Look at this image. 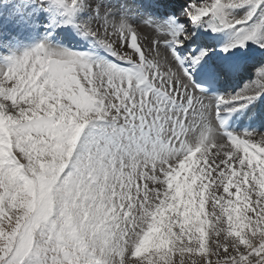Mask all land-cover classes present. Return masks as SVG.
Wrapping results in <instances>:
<instances>
[{"label": "snow or ice", "instance_id": "obj_1", "mask_svg": "<svg viewBox=\"0 0 264 264\" xmlns=\"http://www.w3.org/2000/svg\"><path fill=\"white\" fill-rule=\"evenodd\" d=\"M40 4L99 52L45 37L3 58L0 264H264V239L252 242L264 230V132L226 130L228 117L264 98V60L238 91L209 96L194 73L213 49L190 52L196 33L176 18L135 24L98 0ZM236 9L247 11L237 18ZM81 11L90 15L77 21ZM183 12L193 27L208 17L212 33L235 34L220 48L225 62L208 68V87L245 69L249 41L264 57V0H191ZM193 177L192 194L206 200L204 254L181 215ZM237 188L247 191L246 244L224 212ZM157 228L174 235L168 249L141 251Z\"/></svg>", "mask_w": 264, "mask_h": 264}, {"label": "bare ground", "instance_id": "obj_2", "mask_svg": "<svg viewBox=\"0 0 264 264\" xmlns=\"http://www.w3.org/2000/svg\"><path fill=\"white\" fill-rule=\"evenodd\" d=\"M142 1L143 2L145 1L148 4L149 2L161 3L164 0H142ZM5 5L2 4V1H0V58L6 57L7 53H8V56L15 54L14 51L11 52L8 50V52H6V54L3 55L2 49L4 48L7 49L8 47L12 50L11 46L19 47L21 44L25 46V48L23 49V51L25 52L26 49L28 50L33 47V40L38 39L40 41H44V39L41 36V33L39 32L41 21L38 15V14H42L43 12H40L38 8H34L32 6L30 8H26L24 6V3L19 4L22 7L19 9H17V7L19 6L17 4L14 5L15 7H11V8H6ZM102 7L105 9H111L112 15L116 16L117 18L121 14L126 12L129 19L135 24H140L144 19L153 20L147 14L140 12V9L138 10L135 5L131 4L129 0H107L103 2ZM135 10H137L139 16H137L138 14L136 15L133 14L134 12L132 13V11H135ZM21 12L23 13L21 14ZM131 13L134 15L133 19L131 18L132 17ZM48 16L49 15H45V18H47ZM64 19L65 17L61 19L62 22L64 21ZM153 22L157 23L158 21L155 20ZM65 26L69 27V25H65ZM207 26H208L207 21H203L201 25L198 26V37L205 36L208 39L212 40V42L214 43V47H213L214 54L210 56L208 63L220 65L225 62L224 58L222 57V54L220 53V48L224 43H227L230 40L234 39L235 34L232 30H224V31L212 33L211 30ZM237 27H241V26H237ZM72 29L75 30L74 28ZM17 35L20 37L19 40L17 39ZM248 43L250 45V49L247 51H249L250 56H251V53H252L251 50L255 45L252 44L251 41H249ZM186 45L188 46L189 43L186 42ZM250 61H251V58L247 61V63ZM208 63L204 67L199 68L196 72L202 73L204 70L208 68ZM239 73H242V71ZM253 78H254V75H253ZM263 102H264V98H260L258 101L254 103V105H250L249 109L243 110L241 113V116L244 119L250 118V117H254L253 119H255L256 116H258L261 112H264ZM256 158L257 157L253 156V160H255ZM249 164L251 165V161L249 162ZM262 175H264V173L261 174V177H260L261 180L260 179L256 180V183L258 186V195H263L264 193V181L262 180ZM196 180L197 178L193 177L192 183L186 184L184 186L189 187L190 185H194L196 183ZM240 192L243 195H245V197L247 196L246 189L242 190L240 188H237L238 195L236 197V200L227 201V203L225 202L228 205V207L225 208L224 210H232V211L237 210L239 212H242L243 214H246V210L248 209L249 205L246 202H244L245 198L243 196L241 197ZM189 194L193 196L194 204L197 208L198 213L204 212L205 211L204 204L206 203V200L203 194L202 193L200 194L199 202H197V200L195 199V196L192 194V191H189ZM207 220H208V217H207ZM160 232L162 231L160 230Z\"/></svg>", "mask_w": 264, "mask_h": 264}, {"label": "rangeland", "instance_id": "obj_3", "mask_svg": "<svg viewBox=\"0 0 264 264\" xmlns=\"http://www.w3.org/2000/svg\"><path fill=\"white\" fill-rule=\"evenodd\" d=\"M38 1H40V0H38ZM105 1H107V0H98V2L101 3L102 5H103V2H105ZM197 2H200V0H197ZM21 3H24V2L21 1ZM21 3L16 2L15 4L19 5ZM25 4L26 3H24V6L26 8H28L27 5H25ZM188 4H189V1L187 3L186 7L188 6ZM30 7H31V5H30ZM19 8H22L21 5H19L17 7V9H19ZM246 11H247V9H236V10L233 11L232 15L237 17V18H240V17H243L246 14ZM22 13L23 12H21V14ZM132 13L135 14V15L138 14L137 10L132 11ZM132 13H131V16H132L131 18L133 19L134 15ZM257 13L261 14V13H259V9H257ZM89 15H90V13L85 12V11H81V12L77 13L75 19L77 21L84 20V19H87ZM137 16H139V14ZM138 18H140V17H138ZM253 19H255V18H253ZM203 21H207V23H209V18L205 17L203 19ZM248 23L250 24V23H252V21L250 20V21H248ZM58 25H59V27L62 30L61 21H58ZM186 26H187V28L190 31H192V32L195 31V28L191 25V23L188 20H187ZM67 28H71L72 29V27H70V26L67 27ZM21 32H23V31H21ZM21 32H19V33H21ZM71 35H72V33H71ZM17 39L18 40L20 39V37L18 35H17ZM20 47H23V49L25 48V46L21 45V44H20V46L18 48H20ZM255 47L256 46H254L251 51L254 50V52H255ZM3 126H4V121L2 119H0V128H2ZM192 186L193 185H190L189 187H185L183 185L182 188L189 192V191H191ZM240 195H241V197L243 196L245 198V195H243L241 192H240ZM263 195H264V193H263ZM226 203H227V201H226ZM224 212L226 214H229V220H230V222L232 224V229H231V232L229 234L230 235L232 234V235H234L236 237H239L240 238L239 242L241 244L249 243V241L245 240L241 234L245 231V229H247L248 231L252 230L251 227H250V224H249L250 218L246 214H243L242 212H239L237 210L236 211L235 210H233V211L232 210H224ZM202 214L204 215V219H201V215ZM181 215L184 217V221H183L184 222V226L185 227H189L190 230H193L196 234H198V235H196L194 237V239L199 243L198 251L201 254L206 253L207 250H208L207 249L208 234L205 231V228L208 225L206 212L204 211V212L198 213L197 208H196V206L194 204V200L192 198V200L190 202L185 201V209H184V212L181 213ZM256 232L259 233V235H254V237L252 238V242L253 243L256 240L264 239V230H261L258 227L256 229ZM173 239H174V235L171 234V230L170 229H169V232L165 233V232H160L159 228H157L154 231V233L146 241H144V245H143V248L141 249V251H147L149 248H155L158 251H162V250L168 249L169 244L172 242ZM223 242H224V238H221V243H223ZM187 250L191 251L193 249L188 248Z\"/></svg>", "mask_w": 264, "mask_h": 264}]
</instances>
